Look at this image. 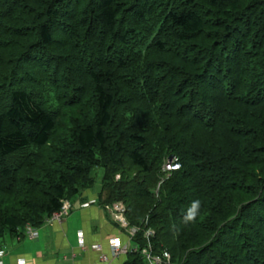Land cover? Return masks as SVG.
Returning <instances> with one entry per match:
<instances>
[{"label": "trees", "instance_id": "1", "mask_svg": "<svg viewBox=\"0 0 264 264\" xmlns=\"http://www.w3.org/2000/svg\"><path fill=\"white\" fill-rule=\"evenodd\" d=\"M96 169L127 264H264V0H0V238Z\"/></svg>", "mask_w": 264, "mask_h": 264}, {"label": "crops", "instance_id": "2", "mask_svg": "<svg viewBox=\"0 0 264 264\" xmlns=\"http://www.w3.org/2000/svg\"><path fill=\"white\" fill-rule=\"evenodd\" d=\"M98 191L99 185L81 191L69 201L71 208L58 221H45L32 227L35 231L32 237L4 234L0 238L1 261L4 264H15L19 259L28 264H127L126 254L111 255L108 241L112 238L121 244L132 241L127 230L119 225V218L112 216L115 202L100 205L96 199ZM90 200L93 201L88 203ZM83 203L88 204L83 206ZM79 234L83 239L81 246L77 243ZM91 244H98L99 249H92ZM102 254L105 260L100 259Z\"/></svg>", "mask_w": 264, "mask_h": 264}, {"label": "built area", "instance_id": "3", "mask_svg": "<svg viewBox=\"0 0 264 264\" xmlns=\"http://www.w3.org/2000/svg\"><path fill=\"white\" fill-rule=\"evenodd\" d=\"M173 158L172 157H166L164 162L161 165V171L164 173V175L167 177L169 174V170L171 168V164H172ZM165 178V177H163ZM161 182V180L159 181ZM91 201V200H90ZM89 201V202H90ZM85 205H87L86 203H84ZM83 204V205H84ZM68 206V201L67 200H62L61 201V205L59 207V209L55 212H52L50 214V216L45 220V221H51L52 219L55 220H59L60 216L63 215V213L65 212V209ZM113 208L115 210L116 213L118 214H122L124 211V207L122 205V203L120 202H115L113 204ZM121 217V216H119ZM121 223L122 224H126L125 220H123L122 218H120ZM136 231L135 227H130L129 231H128V235L131 236L134 234V232ZM24 234L28 235L29 237H32L35 235V231L32 227L27 226L25 229ZM152 234V230L150 229H146L143 232V236L146 239V244L143 247H140L139 249V253L142 256V258L144 259V261L146 262L145 264H162V263H166L169 260V254L168 252H166L165 250L159 252V253H154L151 250V245L148 242V237H150ZM77 243L81 246L83 245V239L81 237V235L79 234V238L77 240ZM109 244V249H110V253L112 256H116L120 253H124L126 254L127 252L130 251H136L137 248L136 246H134L132 243H130L129 241H126L124 244H121L117 241L116 238H112L108 241ZM92 249H99V245L98 244H91L90 245ZM3 255V251L0 250V264H4L1 261V257ZM100 259L101 260H105V255H100ZM15 264H28L26 262H24V260L19 259L16 261Z\"/></svg>", "mask_w": 264, "mask_h": 264}, {"label": "rangeland", "instance_id": "4", "mask_svg": "<svg viewBox=\"0 0 264 264\" xmlns=\"http://www.w3.org/2000/svg\"><path fill=\"white\" fill-rule=\"evenodd\" d=\"M99 179H100V169H96L95 170V172H94V182H93V184H92V186H91V188H89V189H93V187L95 186V185H99ZM75 198V196H73V197H71V199L70 200H67V199H65V200H67L68 201V206H67V208L65 209V212L63 213V215H61V216H64V215H66L67 214V212H68V210L71 208V205H70V202L69 201H71L72 199H74ZM92 201H88V203H91ZM88 203H86V204H88ZM84 204V203H83ZM123 205V204H122ZM83 206H86L85 204L83 205ZM106 208H109V206L107 207V206H105ZM114 211V210H113ZM112 211V212H113ZM112 214V213H111ZM61 216H60V218H61ZM112 216L114 217V218H119V225H121L123 228H125V230H127V233H128V231H129V226L128 225H126V224H122L121 223V220H120V218H122L123 220H124V216H123V213L122 214H118V213H116L115 211L113 212V214H112ZM119 216H121V217H119ZM59 218V219H60ZM52 220H55V219H52ZM51 220V221H52ZM55 221H58V220H55ZM45 222V221H44ZM129 236V235H128ZM130 237V236H129ZM1 245H3L2 244V242H0V246ZM79 245V244H78Z\"/></svg>", "mask_w": 264, "mask_h": 264}, {"label": "clouds", "instance_id": "5", "mask_svg": "<svg viewBox=\"0 0 264 264\" xmlns=\"http://www.w3.org/2000/svg\"><path fill=\"white\" fill-rule=\"evenodd\" d=\"M198 207H199V201H195L192 203L191 207L188 210L186 220H192L195 217Z\"/></svg>", "mask_w": 264, "mask_h": 264}]
</instances>
